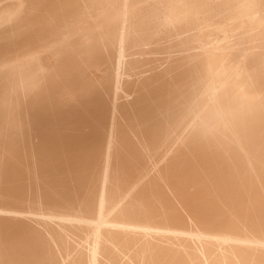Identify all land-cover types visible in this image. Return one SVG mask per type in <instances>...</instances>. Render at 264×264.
I'll use <instances>...</instances> for the list:
<instances>
[{
    "label": "bare ground",
    "instance_id": "obj_1",
    "mask_svg": "<svg viewBox=\"0 0 264 264\" xmlns=\"http://www.w3.org/2000/svg\"><path fill=\"white\" fill-rule=\"evenodd\" d=\"M0 264H264V0H0Z\"/></svg>",
    "mask_w": 264,
    "mask_h": 264
}]
</instances>
